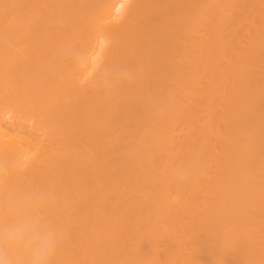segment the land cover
Returning <instances> with one entry per match:
<instances>
[{"label": "bare ground", "instance_id": "bare-ground-1", "mask_svg": "<svg viewBox=\"0 0 264 264\" xmlns=\"http://www.w3.org/2000/svg\"><path fill=\"white\" fill-rule=\"evenodd\" d=\"M0 163L54 264H264V0H0Z\"/></svg>", "mask_w": 264, "mask_h": 264}, {"label": "clouds", "instance_id": "clouds-1", "mask_svg": "<svg viewBox=\"0 0 264 264\" xmlns=\"http://www.w3.org/2000/svg\"><path fill=\"white\" fill-rule=\"evenodd\" d=\"M73 56L77 62L82 59L76 50ZM133 79L131 68L106 65L93 86L115 93ZM8 174L0 163V178ZM58 200L54 188L31 185L12 187L0 196V264H54L63 243L50 216Z\"/></svg>", "mask_w": 264, "mask_h": 264}]
</instances>
